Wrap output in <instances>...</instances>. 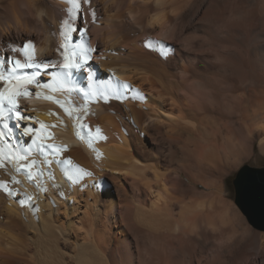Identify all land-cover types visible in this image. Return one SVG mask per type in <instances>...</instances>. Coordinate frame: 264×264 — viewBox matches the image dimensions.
I'll return each mask as SVG.
<instances>
[{"label": "bare ground", "instance_id": "6f19581e", "mask_svg": "<svg viewBox=\"0 0 264 264\" xmlns=\"http://www.w3.org/2000/svg\"><path fill=\"white\" fill-rule=\"evenodd\" d=\"M69 7L0 0V56L23 59L11 49L31 40L54 65L28 124L0 136V264H264L262 233L224 188L264 156V0ZM79 29L81 57L61 47ZM63 52L88 62L74 87L53 72Z\"/></svg>", "mask_w": 264, "mask_h": 264}, {"label": "snow or ice", "instance_id": "6c2138e0", "mask_svg": "<svg viewBox=\"0 0 264 264\" xmlns=\"http://www.w3.org/2000/svg\"><path fill=\"white\" fill-rule=\"evenodd\" d=\"M65 2L70 5L67 9L70 17H74L76 11L80 8V0H65ZM84 2L87 3L88 0H84ZM92 15L95 20L94 11L92 12ZM62 28H68V31H71L68 20L63 21ZM61 35L67 38V33L65 31H62ZM61 47L67 49L68 45H61ZM33 49L34 45L32 41L29 40L24 43L22 47H12L11 49L13 52L21 53L23 59L11 57L6 60L5 58L0 57V81H3L4 84V87L0 88V117L4 116L7 112L15 113L17 119H27V117L23 116L20 111H17L19 105L17 104L16 98L21 95H28L27 86L37 82L36 77L40 75L43 69L54 66L48 62H37ZM88 51H92V49H88ZM61 55L64 57L63 67L71 69L81 66L78 63H72L70 55L67 52H63ZM6 65H9V67H6ZM46 98L51 99V97ZM57 103H59V101H57ZM97 132H99V129H97ZM32 163L34 164L35 161ZM21 167H25V165H21ZM29 178H31V174ZM0 187H3L5 191H8V188L3 181H0Z\"/></svg>", "mask_w": 264, "mask_h": 264}, {"label": "water", "instance_id": "95a60500", "mask_svg": "<svg viewBox=\"0 0 264 264\" xmlns=\"http://www.w3.org/2000/svg\"><path fill=\"white\" fill-rule=\"evenodd\" d=\"M232 182L234 202L253 227L264 230V167L243 164Z\"/></svg>", "mask_w": 264, "mask_h": 264}, {"label": "rangeland", "instance_id": "374dc122", "mask_svg": "<svg viewBox=\"0 0 264 264\" xmlns=\"http://www.w3.org/2000/svg\"><path fill=\"white\" fill-rule=\"evenodd\" d=\"M243 164H247L253 167H264V156L260 155L257 151V148H255L253 154L245 159L244 161H242L237 167H235L225 178L224 180V188H225V196L226 198L233 204L234 207H236L238 209V211L240 212L239 208L237 207V205L234 203V187H233V178L235 176V173L237 172V170L243 165ZM110 183V180H109ZM112 183V182H111ZM114 187V186H113ZM118 199H115V203L117 202ZM121 206V205H120ZM119 208V207H118ZM120 209V208H119ZM241 213V212H240ZM242 214V213H241ZM245 219V218H244ZM246 225L249 227L250 230L252 231H256L259 232L262 237H263V242H264V230H257L255 228H253L246 220H245ZM247 236H249V234H246L245 236L242 237L243 240H245L247 238ZM219 238V239H218ZM217 239H215L214 241L210 242V245L208 246V248H206L205 251V255L207 256L206 259L209 261V263H211L212 261H214L213 259L216 258V255L218 253V250H220V247H222V245L225 244V242L227 243L228 241L224 240L220 237H218ZM222 240V241H221ZM223 242V244H222ZM218 246V247H216ZM220 246V247H219ZM215 249V250H214ZM214 251V252H213ZM208 252V253H207ZM216 252V253H215ZM138 255H140V258L143 256V250L140 249L139 253H137ZM198 257V256H197ZM196 257V258H197ZM195 258V263L198 262V260L200 259H196ZM197 261V262H196ZM227 264V263H225ZM230 264V263H228ZM233 264V263H232ZM248 264H254L253 261H249Z\"/></svg>", "mask_w": 264, "mask_h": 264}]
</instances>
